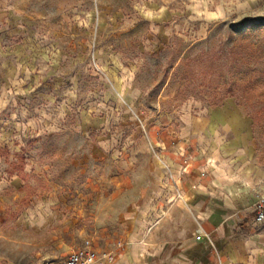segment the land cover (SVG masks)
<instances>
[{
    "label": "rangeland",
    "instance_id": "rangeland-1",
    "mask_svg": "<svg viewBox=\"0 0 264 264\" xmlns=\"http://www.w3.org/2000/svg\"><path fill=\"white\" fill-rule=\"evenodd\" d=\"M247 27L264 31V0H0V264H62L86 242L116 256L125 204L158 164L147 138L186 118L250 147L264 197V43L238 38ZM233 44L259 51L257 80L233 76L254 81L243 102L199 74L202 50Z\"/></svg>",
    "mask_w": 264,
    "mask_h": 264
},
{
    "label": "crops",
    "instance_id": "crops-1",
    "mask_svg": "<svg viewBox=\"0 0 264 264\" xmlns=\"http://www.w3.org/2000/svg\"><path fill=\"white\" fill-rule=\"evenodd\" d=\"M226 122L237 133L241 121ZM221 123L186 118L179 134H168L171 122L147 138L158 164L146 184L134 185L121 216L124 245L105 264H264V224L253 223L262 174L248 145L238 155L235 142L225 145L211 129ZM250 131L240 130L238 143Z\"/></svg>",
    "mask_w": 264,
    "mask_h": 264
},
{
    "label": "trees",
    "instance_id": "trees-1",
    "mask_svg": "<svg viewBox=\"0 0 264 264\" xmlns=\"http://www.w3.org/2000/svg\"><path fill=\"white\" fill-rule=\"evenodd\" d=\"M262 28H252L247 27L244 32H242L241 35H238L240 37L245 38H252L254 41H256V44L251 45H257V48H260L261 45L264 43V31ZM234 30L229 29L226 34L229 37H231L234 34ZM219 36H223V34L219 33ZM222 40V39H220ZM241 44L230 46V47H220L219 49L214 50H206L199 54V60H202L203 67L200 68L199 74H212L216 76V87L218 89L216 95L219 96L218 100L221 101L227 97H236L241 98V101H245L246 99V92L248 93L250 89L254 85V81L257 80L259 76L262 74L255 68V67H249L247 63L255 61L254 65L257 64V54L259 51L257 49L255 51H251L250 53H247L245 50L243 51V48H241ZM211 53H215V55H218L219 61H221L220 64L214 65L213 68L210 67L208 62H211V56H209ZM237 56L244 57L245 59H250L249 61L245 63H241L240 59L237 58ZM252 59V60H251ZM186 60V59H185ZM227 64H230V78L224 76V70L225 67H227ZM247 64V65H246ZM245 66V68H243ZM248 67V68H247ZM209 70V72H208ZM250 73L253 77L252 82L249 80H239L238 82L233 80V76L237 74H245ZM258 101V100H257ZM257 101L253 102V106L257 103Z\"/></svg>",
    "mask_w": 264,
    "mask_h": 264
},
{
    "label": "built area",
    "instance_id": "built-area-1",
    "mask_svg": "<svg viewBox=\"0 0 264 264\" xmlns=\"http://www.w3.org/2000/svg\"><path fill=\"white\" fill-rule=\"evenodd\" d=\"M253 223L264 224V197L255 205ZM114 257L113 252L99 253L86 242L81 248L71 251L62 264H105L111 262Z\"/></svg>",
    "mask_w": 264,
    "mask_h": 264
}]
</instances>
